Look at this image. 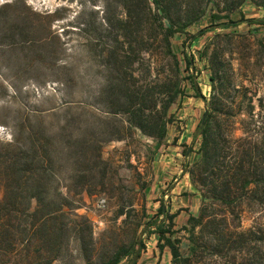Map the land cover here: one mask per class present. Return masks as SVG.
<instances>
[{
    "label": "rangeland",
    "instance_id": "obj_1",
    "mask_svg": "<svg viewBox=\"0 0 264 264\" xmlns=\"http://www.w3.org/2000/svg\"><path fill=\"white\" fill-rule=\"evenodd\" d=\"M256 1L263 3L264 0ZM223 3V0H214L211 6L222 8ZM5 4L14 7L0 12V155L12 153L8 144L14 141L16 127L27 125L34 111L65 104L74 108L71 116H81L83 132L101 126L99 136L104 140L118 135L124 137L121 141L106 142L102 147L107 169L101 184V180H96L92 188L78 197L67 191L65 174H61L56 178L55 188L48 189L47 193L53 195L60 187L64 195L77 201L82 199L73 206L71 214L78 216L74 225L85 239L80 243L76 234H72L65 252L52 264H105L119 250L130 248L138 240L146 247L139 264H172L170 250L160 252L158 248L159 236L153 222L161 206L166 212L177 214L173 239L180 241L184 257H192L190 232L184 227L190 229L189 217L199 215L201 196L182 171L187 160H197L198 145L189 158L186 152L189 148L192 150L194 132L214 95L221 99L232 121H251L257 129L262 127L264 29L248 23L211 29L190 48H186L191 43L187 34H177L171 40L172 49L181 60L180 78L186 96L171 106L169 116L173 122L168 125L166 141L160 143L131 128L122 114L110 121L116 123V129L104 130V118L108 116L99 95L110 75L101 61L102 44L90 42L103 23L104 0H0V7ZM240 11L246 19L264 17V8L250 0ZM23 14L30 16L31 32L17 26L19 15ZM121 14V9L112 4L110 15L117 18ZM240 17L239 12L231 15L234 21H239ZM8 19L12 21L11 27L5 25ZM224 22H213L208 14L188 32L197 35L212 24ZM140 33L147 41L134 47L143 61L128 70V79L133 89L154 91L159 100L164 95L163 84L172 81L174 75L167 65L162 45L154 41L157 31H150L149 26L143 24ZM206 47L209 55L214 50L219 51L222 65L217 73L216 89L209 79L212 72L207 60L200 59ZM186 54L194 56V71L207 103L195 97L190 83L185 80L188 76L184 63ZM250 101L255 107L252 112L248 106ZM46 125L49 134V119ZM233 129L235 135L242 134V124ZM3 170L0 164V200L5 193ZM100 199L107 201L104 209L98 206ZM262 213L261 209H255L241 224L231 217L227 233L247 232L255 227ZM160 224L167 227L168 220L162 218ZM258 237L247 236L242 244H230L224 252H219L215 233L198 227L195 229L197 255L189 264H246L256 250L263 247ZM35 257L30 256L33 260ZM25 258L23 252L21 257H14L12 264H25Z\"/></svg>",
    "mask_w": 264,
    "mask_h": 264
},
{
    "label": "trees",
    "instance_id": "obj_2",
    "mask_svg": "<svg viewBox=\"0 0 264 264\" xmlns=\"http://www.w3.org/2000/svg\"><path fill=\"white\" fill-rule=\"evenodd\" d=\"M247 1L223 0V7L214 6V10L211 6L214 0H104L103 23L95 38L90 39V42L102 44L101 61L110 75L106 88L99 95L108 116L104 118V130L116 129V123L110 121H115L122 114L127 117L131 128L160 143L166 141L168 125L173 122L169 110L179 98L186 96L180 78L181 60L174 53L171 40L177 34H187L191 43L186 48H190L211 29H228L244 23L264 29V17L246 19L240 11ZM250 1L264 8V1ZM112 4L122 11L117 18L110 15ZM13 7L5 4L0 7V12ZM235 12L241 16L239 21L231 18ZM208 14L213 22H226L212 24L197 35L188 32ZM34 15L43 17L38 13ZM29 18V15H19L17 26L24 32L32 30ZM11 24L9 19L5 22L6 26L11 27ZM143 24L149 26L150 31H157L154 41L162 45L167 65L174 75L172 81L162 85L164 95L159 100L154 91L133 89L128 79V70L143 61L134 47L147 41L146 36L140 33ZM208 48L201 52L200 59L207 60L212 72L209 79L216 89V77L222 64L219 51L214 50L209 55ZM184 63L188 72L185 80L190 83L195 97L207 103L194 71V56L184 55ZM131 75L134 76L133 73ZM222 106L221 99L215 95L207 103V118L204 124L203 118L200 120L192 141L191 153L198 145V158L194 162L187 160L183 165V176L189 177L201 196L199 215L189 217L190 229L184 227L190 232L192 257H184L180 241L173 239L177 214H170L161 206L154 217L159 236L158 248L160 252L166 248L170 250L172 264H189L197 255L195 229L198 227L215 233V246L219 252H224L230 244H242L247 236H259L263 247L256 250L246 264H264V122L257 129L251 121H232L229 111ZM248 106L250 112L255 108L251 101ZM73 109L72 105L65 104L34 111L27 119V125L16 127L14 141L8 144L13 149L12 153L0 155L5 189L0 200V264H12L14 257H21L23 252L25 264H52L61 258L72 234L84 243L82 231L75 226L78 216L71 214L73 206L82 199L77 201L64 195L60 187L53 195L47 191L55 188L58 184L56 178L61 174H65L67 191L78 197L92 188L96 180H101V184L107 169L102 147L106 142L121 141L124 137L112 136L105 141L99 136L101 126L94 127V131L83 132L81 116L70 114ZM47 119L51 121L49 134ZM237 124H242L241 135L234 134L233 128ZM255 209L263 212L255 227L242 234L227 233L231 217L241 224L243 218ZM162 218L168 220L167 227L158 225ZM145 248L144 243L138 240L130 248L119 250L105 264H139ZM31 255L37 258L33 260Z\"/></svg>",
    "mask_w": 264,
    "mask_h": 264
},
{
    "label": "built area",
    "instance_id": "obj_3",
    "mask_svg": "<svg viewBox=\"0 0 264 264\" xmlns=\"http://www.w3.org/2000/svg\"><path fill=\"white\" fill-rule=\"evenodd\" d=\"M107 205V201L105 199H100V201L98 202V206L100 209H104Z\"/></svg>",
    "mask_w": 264,
    "mask_h": 264
},
{
    "label": "water",
    "instance_id": "obj_4",
    "mask_svg": "<svg viewBox=\"0 0 264 264\" xmlns=\"http://www.w3.org/2000/svg\"><path fill=\"white\" fill-rule=\"evenodd\" d=\"M207 115H208V112H207V108H206L205 114H204L203 119H202V124H204V122H205V120H206V118H207ZM190 153H191V148L188 149L186 155L189 156Z\"/></svg>",
    "mask_w": 264,
    "mask_h": 264
}]
</instances>
